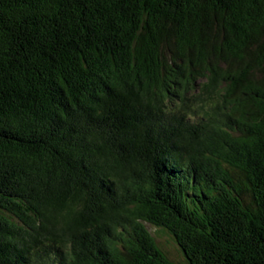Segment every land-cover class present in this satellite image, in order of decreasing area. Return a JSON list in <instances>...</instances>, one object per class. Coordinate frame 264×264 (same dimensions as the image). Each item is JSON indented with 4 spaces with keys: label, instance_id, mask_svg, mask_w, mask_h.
<instances>
[{
    "label": "trees",
    "instance_id": "trees-1",
    "mask_svg": "<svg viewBox=\"0 0 264 264\" xmlns=\"http://www.w3.org/2000/svg\"><path fill=\"white\" fill-rule=\"evenodd\" d=\"M147 223L264 264V0H0V264H184Z\"/></svg>",
    "mask_w": 264,
    "mask_h": 264
},
{
    "label": "rangeland",
    "instance_id": "rangeland-1",
    "mask_svg": "<svg viewBox=\"0 0 264 264\" xmlns=\"http://www.w3.org/2000/svg\"><path fill=\"white\" fill-rule=\"evenodd\" d=\"M147 228L151 231V233L153 234V236H155V238L158 240V242L161 244V246L175 259V260H178L180 261L181 263H187L186 259L184 258L183 254L180 253L178 251V246L175 242V240L173 239V237L165 232L164 230L150 224V223H147ZM80 247V243H76V244H73V247H72V250H74V248L76 250L79 251V248ZM36 248V247H35ZM67 251L66 252H69V249L70 246H67ZM38 249V248H37Z\"/></svg>",
    "mask_w": 264,
    "mask_h": 264
}]
</instances>
